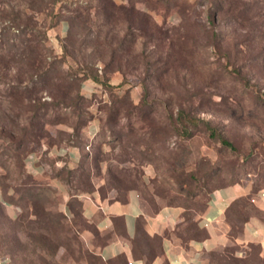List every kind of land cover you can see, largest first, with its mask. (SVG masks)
Masks as SVG:
<instances>
[{"label": "rangeland", "instance_id": "374dc122", "mask_svg": "<svg viewBox=\"0 0 264 264\" xmlns=\"http://www.w3.org/2000/svg\"><path fill=\"white\" fill-rule=\"evenodd\" d=\"M115 3L133 4L151 20L139 21L134 26L128 25L129 21L105 20L98 10V0H60L54 5L47 3L38 11L27 9L19 0H0V43H4L0 44V61L1 56L9 57V44L25 32L14 26L11 17H5L9 12L32 16L30 22L37 27L34 30L45 32L44 44L58 59L64 45L70 44L69 33L75 34L70 38L77 63L66 55L61 66L64 70L79 69L81 56L87 57L93 48L91 44H109L120 55L114 65L121 66L122 71L111 73L106 68V46L102 45L88 59L94 62L100 79L108 76L111 89L91 78H86L82 85L87 80L97 84L96 90L85 96L91 99L85 110L93 117L102 114L103 106L107 107L112 99L125 100L117 124L124 135L116 138L110 133H99V125L93 137H86L83 129L80 137H68L73 134L72 128L63 122L51 123L50 111L42 120L49 137H43L39 145L32 144L29 153H37L48 164V174L59 178L70 193L105 195L114 191L121 198L126 190L136 189L153 210L179 205L183 208L182 218L189 220L184 230L193 228L195 216L205 207L214 187L244 183L250 192L238 204H244L247 214L264 223V203L256 205L254 201L257 194L264 200V0ZM76 7L89 14L86 24L73 26L68 20L54 24L56 14ZM8 64L5 74V65L0 63V79H13L16 69ZM115 75L120 82L111 83ZM6 85L0 80V128L4 129L8 127L5 114H11ZM40 95L50 100L45 92ZM125 110L132 113L127 116ZM179 110L188 117L207 121L218 135L210 136L202 122L184 127L175 118ZM58 112L61 117L67 114ZM22 120L20 117L15 121ZM220 137L233 148L223 146ZM15 145L0 138V185L5 186L8 200L21 208L20 220H7L0 212V241L6 242L0 247V254L17 244L15 235L19 227L11 222L19 220L41 226L39 230L46 226L50 241L43 245L44 249L33 252L27 237L23 242L27 248L22 251L17 244L11 264H71L70 257L90 260V253L82 249L75 230L65 224L56 210L54 190L33 178L25 164L20 167L11 157ZM60 147H77L79 160L70 166L57 165L55 160L59 157L51 151ZM65 166L67 169L56 176ZM68 169L72 171L69 182ZM30 185L33 188L27 189ZM32 191L43 207L40 212L44 213L38 217L25 213L30 208L23 210L28 202L25 198ZM226 249L233 252L235 246ZM244 250L241 257L248 258V264H264V257L258 256L256 248L248 244ZM212 257L215 263L222 262L218 256Z\"/></svg>", "mask_w": 264, "mask_h": 264}, {"label": "crops", "instance_id": "0c3cea01", "mask_svg": "<svg viewBox=\"0 0 264 264\" xmlns=\"http://www.w3.org/2000/svg\"><path fill=\"white\" fill-rule=\"evenodd\" d=\"M65 27L63 22L62 29ZM110 80L118 83L120 77L115 75ZM81 87L84 96H89L97 84L87 80ZM98 130V120L93 117L83 128V134L93 137ZM51 154L59 157L55 160L59 166L73 165L80 158L77 147L66 154L59 148L53 149ZM24 164L28 174L54 190L56 210L65 224L75 230L82 249L90 253V260L70 257L71 264H215L210 253H223L233 245V255L241 257L250 243L259 244L260 255L264 257V223L257 216L251 215L236 235L229 234L227 211L235 200L249 194L250 188L244 183L212 190L204 210L195 216L193 228L184 230L189 220L184 221L179 205H163L153 210L136 189L126 190L122 198L114 191L105 195L70 193L59 178L48 174V164L37 153H29ZM254 201L256 205L264 203L259 194ZM0 212L7 220H15L21 214V208L9 201L1 188ZM16 232L15 240L22 245L28 230L21 227ZM194 233L197 235L193 236ZM5 243L0 241V247ZM11 263L9 250H5L0 254V264Z\"/></svg>", "mask_w": 264, "mask_h": 264}, {"label": "trees", "instance_id": "16d2710c", "mask_svg": "<svg viewBox=\"0 0 264 264\" xmlns=\"http://www.w3.org/2000/svg\"><path fill=\"white\" fill-rule=\"evenodd\" d=\"M57 1L60 0H19L21 4L25 5L27 9L32 11L40 10L43 6L47 5V3L54 5ZM98 3V10L106 18L105 20L112 21L113 19L116 21H129L128 25L130 26H134L139 21H142V23H148L149 20H151L145 11L142 12L137 10L133 4L128 6L124 4L117 5L113 0H98ZM10 13L11 16L9 15ZM19 13L20 12H9V14H5V17H11V21L15 24L14 26L17 28L21 27L25 32L23 33L22 38L9 44V50L8 53H6L9 57L6 59L4 56H1L3 60L5 59V62L3 60L0 61V63H4L5 65V74H7V66H9V62L13 65L12 68L16 69V73L11 80H7L5 77L0 79L4 84H7L6 98L11 113V116L5 114L8 119V127L6 129L0 128V138L16 144V147L13 150L14 152L11 153V157L18 162V166L23 167L26 153L33 150L30 146L32 144L39 145L43 137H49L48 133L44 130L42 120L50 111H52V115L48 120H50L51 123H67L73 130V134L68 135V137H80L82 129L86 126L88 121L93 118V115L85 110V108L91 103V99L85 97L81 92L82 82L86 78H91L94 81L101 83L106 86L107 89H111L112 87L109 85L108 76L104 79H100L97 74V69L93 66L94 62L88 61V59L98 52L100 47L104 44H91L93 48L87 57L84 58V56H81V67L79 69L73 71L64 70L61 66L66 55L69 54L77 63L72 50V38H70L75 34L72 32L69 33L67 40L70 44L64 45L63 55L58 59L50 54L51 50L44 44L46 37L45 32L34 30V28L36 29L37 27L30 22L33 17L27 14L20 16ZM55 16L56 20H54V24L62 20H68L73 26L74 24L84 25L89 19V14L83 13L80 10V7H76L73 10L66 12H60V14H56ZM0 44L4 43L1 42ZM88 46L90 47V45H85L86 48H88ZM104 46L107 47L106 51H109V60L106 63V68L108 67L107 70L109 69V73L122 71L121 66L114 65L116 60L120 58V55H117L116 53L117 48H113L109 44H105ZM82 49L84 48L82 47ZM41 92L48 94L50 100L47 101L46 99H43V96L40 95ZM124 104L125 100L119 98L118 100L112 99L107 107L106 105L103 106V113L97 116L100 125L99 133H110L116 138L124 135L120 131V127L117 126L119 115L121 114L122 109H124L122 108ZM61 110L65 112L67 111V114L64 113L61 117L58 112ZM125 112V114L129 116L132 113V110H125ZM20 117L23 119L22 123L20 121H15L16 119L19 120ZM175 118L181 122V125H184V127L186 126L187 128L190 125L197 126L199 122H202L205 125V130L209 132L208 134L210 136L215 137L218 135L215 129L211 127L207 121L188 117L183 110H179L177 117ZM183 120L185 121L184 123ZM130 130L132 129L130 128ZM50 141L48 143L52 142ZM220 141L223 146L233 148V145L223 137H220ZM64 169H67V167H62L55 175L59 177ZM67 172L69 174L67 181L69 182L72 171L71 169H68ZM28 180L31 179L28 178ZM23 184L26 183L23 182ZM231 184H234V182ZM0 186L4 194L5 186L2 184ZM222 186L214 187L213 190ZM31 188H33L31 185L27 187V189ZM26 197L27 198L25 199H27L28 202L23 205V210L24 208L26 210L27 207L30 208V211L26 210L25 213L32 214L35 217L44 213L40 212L43 211V207L39 204L36 193L32 191L28 193ZM243 200L244 197L235 200L227 211V219L230 223L229 234L231 237L236 235L242 229L243 223L250 217V215L245 212L244 204H238V202H242ZM204 208L201 211H203ZM19 220L11 223L19 228L25 227L29 230L28 238L29 243L31 244V250L35 252L38 248L44 249L45 243L50 241V232L48 228L44 226L42 229L44 231H42L39 230L41 229V226H30ZM196 235V233L193 234V236ZM26 245L27 244L19 245L22 251L27 248ZM249 246L256 248L257 254L260 257L261 249L259 244L250 243ZM16 251L17 245H13L9 250L12 259ZM226 251L228 250L225 249V251L220 254L210 253L211 257L218 256L219 259L222 260V262H217L215 264H248V258L235 257L233 252Z\"/></svg>", "mask_w": 264, "mask_h": 264}, {"label": "built area", "instance_id": "2783aa9c", "mask_svg": "<svg viewBox=\"0 0 264 264\" xmlns=\"http://www.w3.org/2000/svg\"><path fill=\"white\" fill-rule=\"evenodd\" d=\"M59 149H61L62 154H66L69 153L71 151V147H60Z\"/></svg>", "mask_w": 264, "mask_h": 264}]
</instances>
